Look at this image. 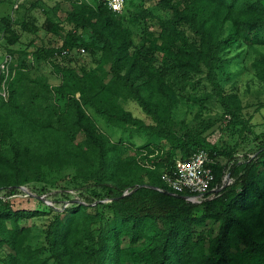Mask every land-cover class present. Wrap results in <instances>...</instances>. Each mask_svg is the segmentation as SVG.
<instances>
[{"label":"trees","instance_id":"obj_1","mask_svg":"<svg viewBox=\"0 0 264 264\" xmlns=\"http://www.w3.org/2000/svg\"><path fill=\"white\" fill-rule=\"evenodd\" d=\"M64 22L48 18L46 35L61 43L43 38L32 53L61 73V84L30 78L24 51L21 63L0 68V193L25 186L42 207L15 208L0 196V264H264V131H254L220 74L233 60L224 56L246 44L264 83V0H124L120 13L105 0H71ZM28 25L0 17L10 44ZM74 48L95 66L62 67ZM210 99L222 108L216 143L205 135L209 124L182 127L174 116L181 102L204 110ZM96 115L147 141H112ZM248 144L251 156L235 157ZM202 149L214 179L192 203L162 174ZM67 183L90 196L61 208L42 196ZM36 223L43 241L34 247Z\"/></svg>","mask_w":264,"mask_h":264},{"label":"rangeland","instance_id":"obj_2","mask_svg":"<svg viewBox=\"0 0 264 264\" xmlns=\"http://www.w3.org/2000/svg\"><path fill=\"white\" fill-rule=\"evenodd\" d=\"M71 0H19V7L13 10L14 4L17 0H0V17L8 15L9 20L19 27L22 23H28V28L31 31L24 32L18 31L19 40L13 44L8 43L9 36H2L0 31V67L4 62L6 54L11 53L13 56L12 63L19 64L20 53L26 52L23 57V63L30 65L24 70L30 78L43 77L51 85H59L63 82L61 73L55 72L53 65L42 59L39 54L33 56L32 53L36 51L39 42L45 38L50 37L53 40V44L60 45L61 40L56 36L53 37L47 34L45 27L46 20L53 19L60 24H64L66 12L70 8ZM92 3V0H81ZM154 23L153 20H151ZM35 42H31L32 39ZM257 48H260L257 46ZM261 49V48H260ZM264 49V48H263ZM11 50V51H10ZM242 51V52H240ZM240 52L236 57L235 55ZM255 56V52L248 48V45L242 44L241 47L228 52L224 57L233 59L232 61H224L220 68V74L222 78H226V89L237 94L241 105L243 107L242 113L246 117L249 123L252 125L254 131L260 133L264 131V106H260L264 103V83L261 82L250 68V61ZM90 60V62H89ZM90 63L95 66V63H91V56L89 52H80L77 48L73 49L71 55L61 61L62 67L74 68L78 70L84 63ZM60 65V66H61ZM59 66V67H60ZM61 69V67H60ZM203 87H198L195 94H198ZM1 89V88H0ZM1 92L3 91L0 90ZM127 108L131 110L134 115L138 117H144L141 110L134 103H127ZM199 113L202 118L199 120L195 115ZM222 113L221 106L210 99L206 103V108L201 110L198 106H192L181 102L174 110V116L176 121H182V127L189 126L193 121H203L205 124H209V128L205 135L211 143H216L221 137V130L219 129V118ZM96 123L100 130L105 133L112 141H118L122 139L125 145L130 147H137L144 144L147 141V137L144 135L133 134L130 136L127 132L110 126L103 121L98 115L95 117ZM222 124V123H221ZM220 124V125H221ZM81 136V135H80ZM232 143L237 142L238 139L230 138ZM133 145V146H132ZM255 147L254 144H248L247 146H240L235 153V157L242 158L245 156H251V150ZM132 151H127L126 154ZM74 183H67L65 188L51 189L42 196L47 199L49 203L56 207H65L70 205V200H83L85 197L90 196L89 191L84 188H77ZM90 185V189L93 190V186ZM30 189V188H29ZM27 187H21L16 195L8 196L5 192H1L0 196H3L5 200H9L13 203L15 208H42L41 205L36 202L35 198H28ZM59 200V202H53ZM47 202V203H48ZM40 223L34 225L32 234L29 239V243L37 247L43 241V235L41 233Z\"/></svg>","mask_w":264,"mask_h":264},{"label":"built area","instance_id":"obj_3","mask_svg":"<svg viewBox=\"0 0 264 264\" xmlns=\"http://www.w3.org/2000/svg\"><path fill=\"white\" fill-rule=\"evenodd\" d=\"M105 1L113 11L122 12L124 0ZM78 50L84 52L83 48ZM62 52L66 54L68 50L65 49ZM4 58V62L0 67L2 69L6 67L7 62L12 60L10 55H6ZM0 94L5 96L6 90L3 89ZM210 160L207 151L197 150L189 159L177 160L171 168L164 171L162 179L173 192L183 194L186 201L198 203L210 191L214 179L212 168L208 165Z\"/></svg>","mask_w":264,"mask_h":264}]
</instances>
